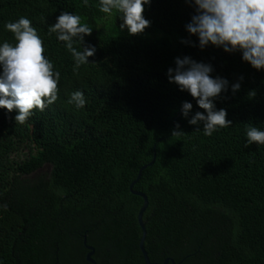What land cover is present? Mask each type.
I'll use <instances>...</instances> for the list:
<instances>
[{"label":"trees","instance_id":"trees-1","mask_svg":"<svg viewBox=\"0 0 264 264\" xmlns=\"http://www.w3.org/2000/svg\"><path fill=\"white\" fill-rule=\"evenodd\" d=\"M98 4L0 0V41L14 44L4 24L28 17L61 74L57 100L25 122L0 108V264H88L83 236L96 264H144L143 200L129 187L154 145L155 161L133 187L148 200L149 261L264 264V145L245 146L246 123L264 128V70L239 52L193 46L197 38L185 30L194 14L189 0H151L143 13L150 26L132 36ZM62 11L94 28L85 44L96 53L76 71L63 42L48 34ZM185 55L229 81L215 104L232 125L211 136L188 124L203 110L165 75ZM77 89L87 101L81 108L68 102ZM185 101L193 104L188 118L180 111ZM177 124L184 134L172 136Z\"/></svg>","mask_w":264,"mask_h":264},{"label":"clouds","instance_id":"clouds-1","mask_svg":"<svg viewBox=\"0 0 264 264\" xmlns=\"http://www.w3.org/2000/svg\"><path fill=\"white\" fill-rule=\"evenodd\" d=\"M87 5L89 0H82ZM194 14L185 25L189 37L195 36L201 50L211 45L225 53L241 54L242 61L253 69L264 70V0H189ZM151 0H99L100 12L109 17H119L121 31L137 35L142 33L150 21L143 15ZM13 34L15 43L0 41V108L9 113L16 110L15 121L25 122L33 115V110L43 111L58 98L60 72L54 69L53 62L44 55L45 47L38 30L26 16L4 24ZM93 27L83 17L73 12L62 11L55 23L51 24L48 34H56L64 48L71 54L73 70L90 64L89 57L94 56L96 47L85 44V37L91 35ZM192 44L191 41H182ZM213 67L209 63L199 62L190 56L176 57L174 67L165 73L169 83L178 90L187 92L199 109L187 119L188 124L197 126L195 131L211 136L220 128H227L232 121L226 119L227 110L217 109L215 100L221 93L229 90V81L213 76ZM243 79L242 77L240 78ZM231 91L237 92L239 81L231 84ZM255 96V91L249 92ZM69 103L77 108L86 104L84 92L80 89L70 94ZM193 104L185 101L181 105V115L188 118ZM202 125V128L200 127ZM179 124L172 136L183 135ZM245 146L255 143L264 145V128L245 124ZM7 205H2L6 207Z\"/></svg>","mask_w":264,"mask_h":264},{"label":"water","instance_id":"water-1","mask_svg":"<svg viewBox=\"0 0 264 264\" xmlns=\"http://www.w3.org/2000/svg\"><path fill=\"white\" fill-rule=\"evenodd\" d=\"M161 141V140H160ZM156 145H154L153 147V156H152V160L149 164L143 166L139 171H138V174H137V177L136 179L130 184V187H129V190H130V193L132 195H135V196H138L140 197L142 200H143V204L138 212V215H137V223H138V226L140 227L141 229V238L139 240V250L142 254V257H143V261H144V264H160V263H151L148 259V256L144 250V240H145V236H146V231H145V227H144V223H143V214L148 206V200L146 198V196L140 192H137V191H134L133 190V187L134 185L138 182V180L140 179L141 175H142V172L147 168V167H150L152 166V164L154 163L155 161V155H156ZM83 246L85 247L86 250H88L89 252L86 254L85 256V261L88 263V264H96L94 259L92 258L93 256V253H94V249L91 247V246H88L87 243H86V238L85 236H83ZM161 264H175L173 260H170V259H166L164 260Z\"/></svg>","mask_w":264,"mask_h":264},{"label":"flooded vegetation","instance_id":"flooded-vegetation-1","mask_svg":"<svg viewBox=\"0 0 264 264\" xmlns=\"http://www.w3.org/2000/svg\"><path fill=\"white\" fill-rule=\"evenodd\" d=\"M87 243V242H86ZM83 244V243H82ZM88 245V244H87ZM89 246V245H88ZM84 247V246H83ZM84 249H85V247H84ZM94 249V248H93ZM89 251L88 250H86L85 249V254H84V260H85V256H86V254L88 253ZM94 257H95V249H94V253H93V256H92V258L94 259Z\"/></svg>","mask_w":264,"mask_h":264},{"label":"rangeland","instance_id":"rangeland-1","mask_svg":"<svg viewBox=\"0 0 264 264\" xmlns=\"http://www.w3.org/2000/svg\"><path fill=\"white\" fill-rule=\"evenodd\" d=\"M48 170V168H46Z\"/></svg>","mask_w":264,"mask_h":264}]
</instances>
